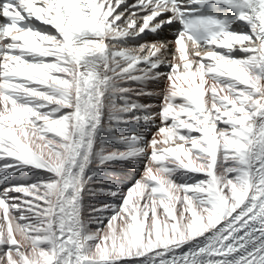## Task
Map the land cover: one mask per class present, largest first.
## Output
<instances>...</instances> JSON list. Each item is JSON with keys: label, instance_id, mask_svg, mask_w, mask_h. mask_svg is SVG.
<instances>
[{"label": "snow or ice", "instance_id": "snow-or-ice-1", "mask_svg": "<svg viewBox=\"0 0 264 264\" xmlns=\"http://www.w3.org/2000/svg\"><path fill=\"white\" fill-rule=\"evenodd\" d=\"M0 264H264V0H0Z\"/></svg>", "mask_w": 264, "mask_h": 264}, {"label": "bare ground", "instance_id": "bare-ground-1", "mask_svg": "<svg viewBox=\"0 0 264 264\" xmlns=\"http://www.w3.org/2000/svg\"><path fill=\"white\" fill-rule=\"evenodd\" d=\"M153 35H148L146 37L147 41H153L152 39ZM168 37H172V34L169 32H164L162 35L156 36V39L159 40H167L169 39ZM145 102H152V101H145ZM133 176H134V172L132 170H130L128 173L126 174H121L119 173L117 170H104L103 174L99 177H97L98 179H104V180H108V181H114L119 183L121 186L127 188L131 185V182L133 180ZM109 202L108 198L106 197H99L97 200V203H106Z\"/></svg>", "mask_w": 264, "mask_h": 264}]
</instances>
